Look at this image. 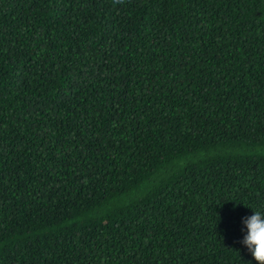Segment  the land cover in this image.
Listing matches in <instances>:
<instances>
[{"label":"trees","instance_id":"1","mask_svg":"<svg viewBox=\"0 0 264 264\" xmlns=\"http://www.w3.org/2000/svg\"><path fill=\"white\" fill-rule=\"evenodd\" d=\"M264 0H0V264H257Z\"/></svg>","mask_w":264,"mask_h":264},{"label":"clouds","instance_id":"2","mask_svg":"<svg viewBox=\"0 0 264 264\" xmlns=\"http://www.w3.org/2000/svg\"><path fill=\"white\" fill-rule=\"evenodd\" d=\"M125 0H113L114 5L124 4ZM247 234L241 243L246 246L257 264H264V213L253 211V215L243 218Z\"/></svg>","mask_w":264,"mask_h":264}]
</instances>
